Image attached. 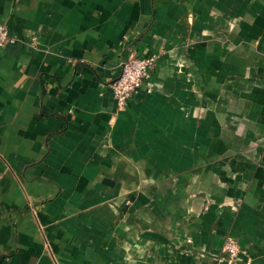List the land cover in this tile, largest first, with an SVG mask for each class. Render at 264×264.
Segmentation results:
<instances>
[{
  "label": "crops",
  "instance_id": "obj_1",
  "mask_svg": "<svg viewBox=\"0 0 264 264\" xmlns=\"http://www.w3.org/2000/svg\"><path fill=\"white\" fill-rule=\"evenodd\" d=\"M0 264H264V0H0ZM155 54L118 111L111 82Z\"/></svg>",
  "mask_w": 264,
  "mask_h": 264
},
{
  "label": "built area",
  "instance_id": "obj_2",
  "mask_svg": "<svg viewBox=\"0 0 264 264\" xmlns=\"http://www.w3.org/2000/svg\"><path fill=\"white\" fill-rule=\"evenodd\" d=\"M13 41L14 38L7 27L0 24V47ZM156 57L155 54L145 56L130 54L120 63V72L110 84L118 111L124 110L128 100L141 88L144 87L147 93L151 91L148 84L149 71L155 65ZM222 249L227 264H235L246 251L232 236L226 237Z\"/></svg>",
  "mask_w": 264,
  "mask_h": 264
}]
</instances>
